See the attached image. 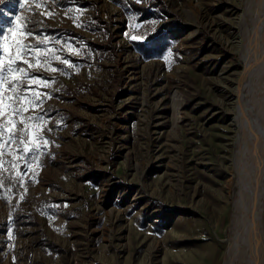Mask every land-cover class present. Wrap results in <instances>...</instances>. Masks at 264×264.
<instances>
[{"label":"rangeland","instance_id":"rangeland-1","mask_svg":"<svg viewBox=\"0 0 264 264\" xmlns=\"http://www.w3.org/2000/svg\"><path fill=\"white\" fill-rule=\"evenodd\" d=\"M0 8V264H221L238 1Z\"/></svg>","mask_w":264,"mask_h":264},{"label":"bare ground","instance_id":"bare-ground-1","mask_svg":"<svg viewBox=\"0 0 264 264\" xmlns=\"http://www.w3.org/2000/svg\"><path fill=\"white\" fill-rule=\"evenodd\" d=\"M237 1L232 41L243 65L237 75L215 79L226 95L227 126L233 130L221 264H264V0Z\"/></svg>","mask_w":264,"mask_h":264},{"label":"snow or ice","instance_id":"snow-or-ice-1","mask_svg":"<svg viewBox=\"0 0 264 264\" xmlns=\"http://www.w3.org/2000/svg\"><path fill=\"white\" fill-rule=\"evenodd\" d=\"M0 5H13L14 6V0H0ZM21 7H23V3H21ZM2 14H3V9L0 8V15H2ZM20 19L21 18L19 16H15L13 21L11 22L14 26L7 28V30L4 32V34L2 36H0V40L3 41V43H0V48H3L5 53H8V51H9L8 41H9V38L11 36V38L14 41L15 47H16V56H15L16 60L20 59L21 53L25 52L27 50V46L22 44L21 41L19 39H16L15 37L16 36H23V35H31V30L27 28V24H25L23 26V30H21V25L19 23H16ZM14 62L15 61L11 57H9V59H8V65L9 66H8L7 71L10 74L15 73L17 71V69L11 67V65ZM25 63H27V61H25ZM3 65H4V60H3V58H0V73H2L4 71ZM19 71L23 72L24 70L21 68V69H19ZM3 81H4V77L2 75H0V86H2ZM2 110H3V102H2V100H0V112H2Z\"/></svg>","mask_w":264,"mask_h":264},{"label":"crops","instance_id":"crops-1","mask_svg":"<svg viewBox=\"0 0 264 264\" xmlns=\"http://www.w3.org/2000/svg\"><path fill=\"white\" fill-rule=\"evenodd\" d=\"M197 258V260H200V263L201 264H215L216 262H215V259H216V257H211L210 259H209V261L208 262H206L207 260H205L202 256H201V253H200V256H199V253H198V256L196 257ZM195 259V258H194ZM196 261V260H195Z\"/></svg>","mask_w":264,"mask_h":264}]
</instances>
